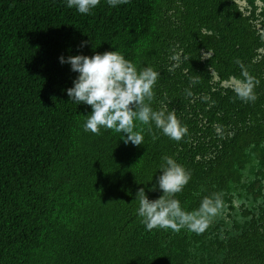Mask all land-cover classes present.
<instances>
[{"label": "trees", "instance_id": "1", "mask_svg": "<svg viewBox=\"0 0 264 264\" xmlns=\"http://www.w3.org/2000/svg\"><path fill=\"white\" fill-rule=\"evenodd\" d=\"M197 5L129 0L110 8L100 0L82 15L65 0H0V264H264V202L240 212L230 205L231 221L222 212L199 235L146 231L136 215L138 188L150 200L161 194L147 189L164 155L191 171L176 194L182 207L196 209L213 192L230 203L224 190L231 198L230 186L239 184L231 155L207 170L187 138L175 142L155 128L158 138L145 131L141 146L123 144L113 130L85 132L91 109L65 92L76 73L58 57L118 50L165 76L152 101L161 108L160 88L171 78L161 67L164 54L171 38L186 39L180 8ZM81 41H88L82 49ZM176 83L167 86L166 101L183 99V82Z\"/></svg>", "mask_w": 264, "mask_h": 264}, {"label": "flooded vegetation", "instance_id": "2", "mask_svg": "<svg viewBox=\"0 0 264 264\" xmlns=\"http://www.w3.org/2000/svg\"><path fill=\"white\" fill-rule=\"evenodd\" d=\"M189 1L198 5L191 13L180 8V31L186 39L183 45L170 39L161 64L170 73V83L161 85L157 103L166 110L178 104L172 111L186 112L183 119L178 117L188 129L185 138L195 160L201 159L207 170L217 166V157L231 155L239 172L238 186H230L231 198L224 190L230 203L224 202L223 215L231 221L230 205L240 212L264 202V0ZM248 77L259 82L253 88L254 102L241 101L235 92ZM159 79L166 80L164 75ZM175 81L183 82V99L166 101L167 86Z\"/></svg>", "mask_w": 264, "mask_h": 264}, {"label": "clouds", "instance_id": "3", "mask_svg": "<svg viewBox=\"0 0 264 264\" xmlns=\"http://www.w3.org/2000/svg\"><path fill=\"white\" fill-rule=\"evenodd\" d=\"M106 2L110 8H115L129 0ZM65 3L78 14L89 15L100 4V0H65ZM87 44L88 41H81L79 48ZM58 62L67 64L70 71L76 73L72 86L65 90L69 101L91 109L89 114L84 115L85 132L100 134L102 129L113 130L120 134L119 140L123 144L131 143L133 146H141L145 131L153 134V128L175 142L187 136L188 129L175 111L152 107L154 89L160 75L153 67H138L118 50L93 52L91 56L61 55ZM258 83L248 77L244 86L235 90L237 97L243 102H254L256 95L253 88ZM185 94L192 96L189 89H185ZM152 138L155 140L158 136L153 134ZM157 168L160 174L147 191L160 192L158 198L150 200L144 187L137 189L134 198L138 203L136 215L145 230L161 229L173 233L187 230L197 235L204 233L226 207L222 193L213 192L203 196L199 207L189 211L181 206L176 194L181 193L191 180V171L169 155L161 157ZM235 203L239 205L240 201Z\"/></svg>", "mask_w": 264, "mask_h": 264}]
</instances>
